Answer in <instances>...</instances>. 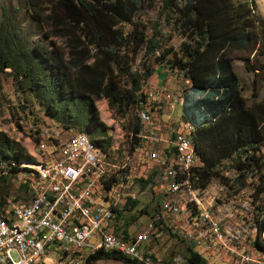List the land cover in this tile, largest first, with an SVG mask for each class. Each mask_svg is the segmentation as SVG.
<instances>
[{
	"label": "trees",
	"instance_id": "trees-1",
	"mask_svg": "<svg viewBox=\"0 0 264 264\" xmlns=\"http://www.w3.org/2000/svg\"><path fill=\"white\" fill-rule=\"evenodd\" d=\"M256 6L255 1L247 0H28L32 17L46 28L45 40L30 45L4 7L0 76L10 69L20 84L26 81L36 92L44 91L41 98L52 118L57 100L56 112L71 108L72 112L81 113L75 114L77 118L93 114L96 119L94 102L103 99L121 113L135 110L136 118L131 122L122 151L112 150L107 139L92 137L104 159L108 157L113 164L112 158L124 162L141 145L137 138L130 137L141 130L142 115L138 111L146 107L154 111L155 105L150 103L145 90L155 73L152 63L170 72L183 73L190 84L187 91L193 94L189 107L192 117H183L181 122L187 133L192 125L194 128L187 138L193 136L196 144L193 185L205 189L217 179L230 197L251 192L250 206H255L252 213L256 222L252 226V240H237L244 239L238 225H234L235 236L228 229V234L224 232L233 245L252 247L256 255L264 258V98L251 103L246 98L233 57V53L242 54L250 71L258 75L264 72V17ZM146 8L160 9L174 34L156 30V34L149 36L146 26L137 19L140 10ZM128 25L133 28L127 29ZM174 35L182 38L178 49L170 45ZM143 48V70H133L134 57ZM40 60L44 65H37ZM75 124L80 122L76 119ZM173 125L180 127V122L173 121ZM81 133L84 134H78ZM183 156L184 153L172 157L174 168L181 166ZM2 163L6 169L0 175V218H7L10 202L28 198V184L20 178L36 181L39 172L28 167L37 163L33 156L0 131ZM232 172L235 179L231 178ZM129 174V169L122 174L123 182H127ZM157 174L159 171H153L148 179L132 174L134 186L143 192ZM120 178L116 180V171L109 176L115 183ZM14 180L19 181L17 195L11 191ZM177 183L180 185L181 176L176 177ZM39 192L34 186V193ZM189 210L198 214L197 206L187 202L186 212ZM110 214L115 220V232L124 236L129 235V228L142 216L155 221L156 227H163L164 223L156 201L151 210L149 202L129 198L122 209ZM150 229L153 230L147 228V235H154V228ZM166 231L180 243L178 251L171 252L169 258L181 253L185 264H210L192 247H184L178 234L170 228ZM74 258L85 259V264L101 260L147 264L133 262L118 253L100 252L89 259L74 251Z\"/></svg>",
	"mask_w": 264,
	"mask_h": 264
},
{
	"label": "built area",
	"instance_id": "built-area-1",
	"mask_svg": "<svg viewBox=\"0 0 264 264\" xmlns=\"http://www.w3.org/2000/svg\"><path fill=\"white\" fill-rule=\"evenodd\" d=\"M166 96L165 99H172V105L181 101L170 94ZM156 113L157 107L154 111H138V115H142L141 130L130 139L137 138L140 147L127 155L124 162L112 158L116 180L129 169L127 182L122 178L116 183L109 180V171L102 168L103 155L87 142L83 146H72L68 139L45 149V176H39V181L20 178L28 184V198L10 202L7 209V215H12L13 231L5 233V226L0 229V264H78L80 258H74V251H81V257L90 259L100 252L115 254V248H123L124 257L133 262L140 256H148V264H185L181 253L168 260L159 258L163 237L172 238L165 232L167 228L180 236L184 247H192L210 264H264L262 255L253 251L230 254L228 246L216 236L217 226H226L234 236V223L249 227L252 207H255L250 206L251 194L246 191L234 197L228 194L227 201H220L218 189L224 187L218 186L216 191H211V186L196 188L188 161L181 164V175H173L172 157L182 156V153L192 155L187 147L188 134L181 122L180 127L173 126V121L169 120L161 125L156 123ZM165 130H173V137H165ZM87 150H94V157H87ZM137 154L142 155L138 165L144 169L140 178L148 179L157 167H164V174H157L146 187L152 189L164 223L163 227H156V222L150 220L137 229L132 225L129 235L124 236L115 232V220H110V211L122 209L129 198H137L131 164ZM174 176H181L180 185H173ZM34 186H41V193H34ZM45 197H52V208H45ZM188 201H197L196 219H189L187 215ZM229 205H236L237 211L242 212L241 221L230 219ZM147 228H154V235H147ZM237 240L252 238L244 236Z\"/></svg>",
	"mask_w": 264,
	"mask_h": 264
},
{
	"label": "rangeland",
	"instance_id": "rangeland-1",
	"mask_svg": "<svg viewBox=\"0 0 264 264\" xmlns=\"http://www.w3.org/2000/svg\"><path fill=\"white\" fill-rule=\"evenodd\" d=\"M247 1H255L257 4V11L264 17V0ZM157 6L159 7L158 3ZM4 7L10 11L11 15L15 19L16 26L20 31L21 36H23L27 42L29 41L30 45H34L39 41L45 40L43 34L46 32V28L43 23L36 21L32 17L28 9V0H0V24L3 21L2 11ZM160 13L161 10L156 8H146L140 10V15L137 19L146 26V32L149 36L156 34V30L162 31L165 35L174 34L173 27L166 23L165 15H160ZM131 28L133 27L130 25L127 26V29L130 30ZM181 42V36L174 35L170 45L178 49ZM144 54L145 48H143L134 57L132 65L133 70H143ZM241 56L242 54L233 53L235 69L241 79L244 95L248 98L250 103L253 101H259L264 98V72L258 75L255 71H250L246 67ZM42 64L43 62L40 60V63L37 65L42 66ZM152 66L155 68V73L149 80L145 90L150 96V103H153V105L157 107V113L154 116V118H156L155 122L160 123L161 125L166 122V120L183 122V117H192L189 107L193 94L190 90V94L186 98L188 92L186 89L189 88L187 78L183 75V73H179L177 71L170 72L162 65L152 63ZM256 75H258V77ZM43 93L44 91L36 92L34 89H31L30 85L26 81H23L20 84L16 81V79H14L13 73L10 69L6 70L5 73L0 76V131L5 132L11 139L19 142L23 148H25V150L33 156L35 162L37 163L34 165L29 164L28 167L37 170L39 172V176H45V173L47 172V158L46 154H43L45 149L50 148V145L54 143L64 142L68 139L71 141L74 138L71 137L80 132H84V134L87 133L94 139H98V137H100L101 139L104 138L109 140L111 142L112 150H123V146L126 144L127 136L130 131L129 127L131 122H134L136 118L135 110L121 113L117 108L110 106L108 100L103 99L94 102L93 113L95 112L96 119L93 114L77 118L75 114L81 113L72 112L71 108H66L63 111L56 112L55 107L59 106V100H57V104L54 108H52L55 118H52L47 113L48 105L41 98ZM166 94L178 97L181 101L177 105H172V99H165L167 98ZM146 110L152 109L151 107H146ZM76 119L80 122V124H75ZM192 126L189 128L187 133L188 136L191 134L190 131L194 129ZM165 137H173V130H165ZM193 139V136H191L190 139H187V142ZM191 156L194 158V163H196V152H192ZM183 157L184 159L182 164H184L186 155ZM138 158L142 159V155L137 154L136 158H133L131 161L132 174L134 176L144 174L143 166L138 165ZM102 161V168L109 171V176L112 177L114 172L113 164L109 161L108 157H106V159L102 157ZM172 161L173 158L170 160V170L173 174L175 168ZM194 166L195 164L193 167ZM193 167L190 169L191 173ZM5 169V163L0 164V175ZM178 169L179 173H181V166ZM157 171H159V174H164V167H157ZM149 173H151V171H149ZM231 176L235 178V172H232ZM36 181H39V179H36ZM174 184L175 177L173 178V185ZM18 186L19 181L16 183L14 180L11 185V191L14 192V195H17L15 192L17 191ZM218 186L220 187L221 185L218 184L217 179H214L210 190L216 191ZM35 187H37L40 190L39 193H41V186ZM247 193L250 194L251 192L248 191ZM135 195L142 202H149L150 209H154L155 202L153 200L154 196L152 189L148 187L143 192L136 189ZM218 198L220 201H227V191L225 189H218ZM188 203L195 204L197 206V201H188ZM228 214L230 219L233 221H241L242 219V212L237 211L236 205L228 206ZM187 215L192 217V219H196L198 216V214L193 213V211L191 212V210L187 212ZM252 216L253 217L250 219L249 227H243V223H234V225H238L241 229V234L243 236H253L252 226L256 223L255 213H252ZM148 219L149 218L147 216H142L133 228L137 229L139 226L146 224ZM222 227L228 234L229 231L226 229V226ZM148 230L152 231L153 229L148 228ZM162 241L164 242V246L159 250L158 255L160 259L168 260L171 252L178 251L180 243L174 238L167 239L163 237ZM226 245L230 248L237 249V252L235 253L228 250L230 254H240L241 252L253 251L252 247L236 246L233 245L232 242L227 243ZM78 264H85V259L80 258ZM94 264L125 263L115 260H101L95 262Z\"/></svg>",
	"mask_w": 264,
	"mask_h": 264
},
{
	"label": "bare ground",
	"instance_id": "bare-ground-1",
	"mask_svg": "<svg viewBox=\"0 0 264 264\" xmlns=\"http://www.w3.org/2000/svg\"><path fill=\"white\" fill-rule=\"evenodd\" d=\"M87 142L88 144H90L92 147L95 148V150H97L99 155H102V152H100V150L97 149L95 143L92 140V137L86 135V134H79L77 137H74L71 141H70V145L72 146H83V144ZM187 147H189V149L191 150V152H196V144H195V140H189L187 142ZM184 155H186L184 164L186 163V161H188V164L190 165V169L193 167L194 163V158L189 155V153H184ZM87 157H94V150H87ZM103 162V161H102ZM179 173V169L175 168V170L173 171L174 175H178ZM42 174V173H41ZM175 177V184L174 185H178V183L176 184V177ZM50 197H45L44 198V206L45 208H52L53 207V201H51V199L49 200ZM189 219H192V217L189 216ZM110 220L111 219V214H110ZM5 226V233H12L13 231V221H12V215H8L7 218H0V229ZM216 236L220 241H223V245L224 246H228L226 245L227 243H231V241L227 240L226 234L224 232V228L222 226H217L216 228ZM228 250L231 252H237V249L235 248H230L228 247ZM115 253L121 254L122 256H124V249L123 248H115ZM139 261H143L144 263L148 264V259L145 258V256H140V258L138 259Z\"/></svg>",
	"mask_w": 264,
	"mask_h": 264
},
{
	"label": "crops",
	"instance_id": "crops-1",
	"mask_svg": "<svg viewBox=\"0 0 264 264\" xmlns=\"http://www.w3.org/2000/svg\"><path fill=\"white\" fill-rule=\"evenodd\" d=\"M157 80V79H156ZM158 81V80H157ZM189 83V82H188ZM164 85V84H163ZM189 88H190V84H189ZM187 90V89H186ZM190 94V91L187 92V95ZM164 114H165V110H164Z\"/></svg>",
	"mask_w": 264,
	"mask_h": 264
}]
</instances>
